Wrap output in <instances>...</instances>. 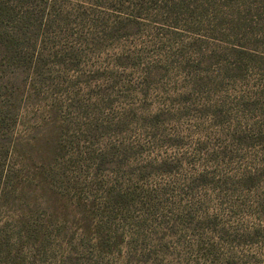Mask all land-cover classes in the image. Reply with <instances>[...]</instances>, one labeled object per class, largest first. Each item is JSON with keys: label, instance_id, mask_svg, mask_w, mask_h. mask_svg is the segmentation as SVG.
Returning <instances> with one entry per match:
<instances>
[{"label": "rangeland", "instance_id": "rangeland-1", "mask_svg": "<svg viewBox=\"0 0 264 264\" xmlns=\"http://www.w3.org/2000/svg\"><path fill=\"white\" fill-rule=\"evenodd\" d=\"M164 7L155 0L52 2L50 13L62 11L63 19L50 21L55 37L39 47L59 56L51 58L46 85L38 87L46 93L31 98L19 136L55 138L62 129L56 123L63 121V139L73 142L76 156L102 153L109 165L86 162L84 171L97 181L77 191L63 187L68 202L50 196L46 202L3 203L0 247L12 246L7 259L205 264L215 251L250 247L247 234L264 223V107H247L239 96L256 92L259 70L249 82L191 91L189 79L214 78L219 67H210L202 44L176 27ZM72 51L78 57L63 66ZM157 63L163 69L147 76ZM56 108L63 113L57 116ZM119 146L129 147L130 155L117 157ZM27 148L19 146V155ZM117 158L119 166L112 164ZM170 158L176 162L164 166Z\"/></svg>", "mask_w": 264, "mask_h": 264}, {"label": "trees", "instance_id": "trees-1", "mask_svg": "<svg viewBox=\"0 0 264 264\" xmlns=\"http://www.w3.org/2000/svg\"><path fill=\"white\" fill-rule=\"evenodd\" d=\"M155 1L166 3L164 9L174 17L176 27H184L197 44H202V52L210 67H219L214 78L194 76L189 79L191 91L196 88L209 90L212 86L222 89L230 83L249 82L258 69L259 74L253 77L256 79L253 86L256 92H245L239 97L247 107L253 103L264 107V0ZM52 2L54 0H0V206L26 200L46 202L50 196H54L57 202H68L63 187L77 191L83 185L89 186L88 180L97 181L96 175L91 177L88 171H84L86 162L97 161L99 168L109 165L104 162L105 154L102 153L97 157L76 156L72 152L75 150L69 148L73 142L63 139V131L67 128L63 121L56 123L62 129L55 138L49 134L42 139L27 141L19 136L18 128L30 109L31 98L35 101L36 97H41L40 92L46 93L38 87L46 85L51 58L55 60L59 56L58 53L46 55L39 47L48 37L50 42L52 36L55 37L56 32L49 28L50 21L54 24L59 17L63 19L62 11L59 14L50 13ZM78 55V52L72 51L68 58L61 60V64L69 67V61H75ZM162 69L161 63L153 64L145 74L149 76ZM141 75L144 76L142 72ZM55 113L57 116L62 114L63 108H56ZM103 127L100 130H105ZM261 135L260 141L264 143V133ZM153 139L155 142L156 139ZM74 144H80L79 138ZM25 145H28L26 154L20 156L18 148ZM114 149L119 158H125L131 152L129 147ZM46 151L47 155L42 156ZM37 155L39 158L35 160L33 157ZM119 158L112 164L119 166ZM169 161L173 163L176 159L170 158L162 164L166 166ZM31 191H40L42 196L28 199L27 194ZM118 197L126 200L120 193ZM77 199L82 201L81 197ZM27 230L33 231V228L28 227ZM247 235L249 248L215 251L205 264H264V223L259 222ZM4 241L8 239L2 240V243ZM9 253H12V246L2 244L0 263L6 260L17 263L11 257L7 259L5 254Z\"/></svg>", "mask_w": 264, "mask_h": 264}]
</instances>
